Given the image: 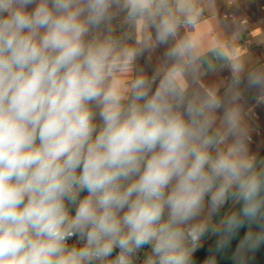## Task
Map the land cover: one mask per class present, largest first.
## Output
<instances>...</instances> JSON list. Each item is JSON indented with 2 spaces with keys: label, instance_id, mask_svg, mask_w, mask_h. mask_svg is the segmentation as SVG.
Instances as JSON below:
<instances>
[{
  "label": "clouds",
  "instance_id": "clouds-1",
  "mask_svg": "<svg viewBox=\"0 0 264 264\" xmlns=\"http://www.w3.org/2000/svg\"><path fill=\"white\" fill-rule=\"evenodd\" d=\"M195 21L193 0H0V264H196L209 235L202 264L264 248V157L237 108L184 85ZM169 41L164 69L125 78Z\"/></svg>",
  "mask_w": 264,
  "mask_h": 264
},
{
  "label": "crops",
  "instance_id": "crops-1",
  "mask_svg": "<svg viewBox=\"0 0 264 264\" xmlns=\"http://www.w3.org/2000/svg\"><path fill=\"white\" fill-rule=\"evenodd\" d=\"M193 5L194 13L203 17L192 27H182L178 36L197 43L198 59L184 77V85L189 92L216 91L229 106L237 108L251 152L264 157V87L248 84L250 74L264 75V0H193ZM113 28L115 35L126 36L129 47H137L144 38L139 26L120 19L113 22ZM173 43L144 51L125 78L153 76L164 69L165 52ZM234 63L243 67L238 77L232 72Z\"/></svg>",
  "mask_w": 264,
  "mask_h": 264
},
{
  "label": "trees",
  "instance_id": "trees-1",
  "mask_svg": "<svg viewBox=\"0 0 264 264\" xmlns=\"http://www.w3.org/2000/svg\"><path fill=\"white\" fill-rule=\"evenodd\" d=\"M215 241L216 237L212 235L210 239L204 243L203 247H201L200 250L195 253V260L202 263L209 255L210 246H215ZM226 264H233L232 259L230 258ZM251 264H264V248H261L257 252L255 259L251 262Z\"/></svg>",
  "mask_w": 264,
  "mask_h": 264
},
{
  "label": "water",
  "instance_id": "water-1",
  "mask_svg": "<svg viewBox=\"0 0 264 264\" xmlns=\"http://www.w3.org/2000/svg\"><path fill=\"white\" fill-rule=\"evenodd\" d=\"M241 235H243V230H241ZM235 245H236V241H233L232 249H229L227 251V253L225 254L224 258H219L218 257V264H226L229 261V259L231 258V255H232V250L235 248Z\"/></svg>",
  "mask_w": 264,
  "mask_h": 264
},
{
  "label": "built area",
  "instance_id": "built-area-1",
  "mask_svg": "<svg viewBox=\"0 0 264 264\" xmlns=\"http://www.w3.org/2000/svg\"><path fill=\"white\" fill-rule=\"evenodd\" d=\"M264 8V7H263ZM195 14V13H194ZM195 16H196V21H195V24L198 22V21H200L201 19H202V17H203V15H200V14H195ZM194 24V25H195ZM193 26V25H192ZM192 26H188V27H192ZM196 261V264H201V262H199V261H197V260H195Z\"/></svg>",
  "mask_w": 264,
  "mask_h": 264
}]
</instances>
